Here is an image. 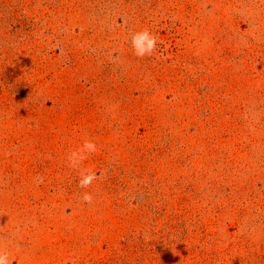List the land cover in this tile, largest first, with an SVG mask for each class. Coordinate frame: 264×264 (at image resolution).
I'll return each instance as SVG.
<instances>
[{"label": "rangeland", "instance_id": "obj_1", "mask_svg": "<svg viewBox=\"0 0 264 264\" xmlns=\"http://www.w3.org/2000/svg\"><path fill=\"white\" fill-rule=\"evenodd\" d=\"M0 250L264 264V0H0Z\"/></svg>", "mask_w": 264, "mask_h": 264}, {"label": "clouds", "instance_id": "obj_2", "mask_svg": "<svg viewBox=\"0 0 264 264\" xmlns=\"http://www.w3.org/2000/svg\"><path fill=\"white\" fill-rule=\"evenodd\" d=\"M157 44V38L151 35L147 30L137 32L132 38V45L136 49L137 56L151 55L155 50ZM97 151V146L94 141L85 140L83 146L77 150L72 151L69 154V163L71 166H78L83 160L87 159L88 154ZM98 178L97 173L88 172L86 175H82L79 181L80 187H88L91 185L94 179ZM85 202L91 203L92 195L85 193L83 196ZM0 264H9L8 254L0 250Z\"/></svg>", "mask_w": 264, "mask_h": 264}]
</instances>
